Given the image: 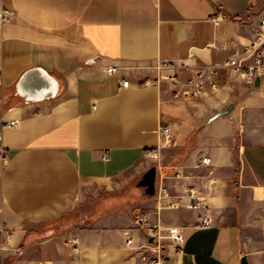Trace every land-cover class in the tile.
Segmentation results:
<instances>
[{
	"label": "crops",
	"instance_id": "1",
	"mask_svg": "<svg viewBox=\"0 0 264 264\" xmlns=\"http://www.w3.org/2000/svg\"><path fill=\"white\" fill-rule=\"evenodd\" d=\"M263 16L264 0H0V114L19 119L0 124V264H149L148 223L184 232L158 264H264V75L222 70L194 99L143 85L159 62L191 57L186 80L242 57Z\"/></svg>",
	"mask_w": 264,
	"mask_h": 264
},
{
	"label": "built area",
	"instance_id": "2",
	"mask_svg": "<svg viewBox=\"0 0 264 264\" xmlns=\"http://www.w3.org/2000/svg\"><path fill=\"white\" fill-rule=\"evenodd\" d=\"M3 21H10L13 18V12L9 8H5L2 13ZM226 16L221 12L217 16L213 17L215 24H219L222 18ZM193 62L190 57L187 60V66ZM186 64H177L171 61H163L156 64L157 71L156 77L146 80L144 86L160 85L166 81L172 95L176 98L194 99L201 95L206 94L208 91H217L219 89V83L217 77L222 70H226L232 74L241 76L242 78L254 82L255 79L261 78L264 75V16L261 17L258 28L252 38L244 45L242 49V57L234 56L230 57L221 64H208L199 66L193 72V74L186 80H183L179 73L184 71ZM166 70H170L171 73H167ZM117 66H109L107 72L109 74L117 73ZM129 80H124L123 85L128 86ZM0 124L17 126L19 124L18 118L7 120L5 115L0 114ZM161 137L164 140V145L172 142V128L169 124L161 122L159 127ZM0 154L5 157L6 151L0 138ZM151 156L154 159H159V148L151 152ZM104 161H108L110 158L109 152L105 151L102 155ZM203 163H210V158L205 157L202 159ZM179 175V173H178ZM194 191H192V195ZM201 206L200 202H190L188 207L191 209H197ZM214 222L213 216L209 212L200 219V223L204 226H210ZM147 231L149 238L152 241H148L146 246L151 250L154 257L151 258L149 264H158L165 257V244L166 238L170 239L176 246L179 252L183 251L184 246V232L178 226L169 227L167 230L157 223H148ZM128 243H132V238H128ZM6 249L4 239L0 238V252Z\"/></svg>",
	"mask_w": 264,
	"mask_h": 264
},
{
	"label": "water",
	"instance_id": "3",
	"mask_svg": "<svg viewBox=\"0 0 264 264\" xmlns=\"http://www.w3.org/2000/svg\"><path fill=\"white\" fill-rule=\"evenodd\" d=\"M40 70L38 69H34V70H30L29 72H27L21 79L20 81V85L22 84H26L29 80H33V77L35 76V73L39 72ZM261 81V78H257L255 80V85L256 87L259 86ZM23 87V86H22ZM48 87V86H45ZM48 92H45L46 95L51 93L49 91V87L46 88ZM43 94V92H42ZM232 107V106H231ZM231 108H229L228 110H226L225 112H222L223 114H229ZM156 180H157V166L153 165L151 168H149L142 176V178L139 180V182L137 183L138 187L144 188V194L146 196H155L156 192H157V187H156ZM150 241H152V238H150ZM242 264H249L247 257L244 256L242 258Z\"/></svg>",
	"mask_w": 264,
	"mask_h": 264
},
{
	"label": "rangeland",
	"instance_id": "4",
	"mask_svg": "<svg viewBox=\"0 0 264 264\" xmlns=\"http://www.w3.org/2000/svg\"><path fill=\"white\" fill-rule=\"evenodd\" d=\"M19 252H20L19 249L15 251L16 254H18Z\"/></svg>",
	"mask_w": 264,
	"mask_h": 264
}]
</instances>
